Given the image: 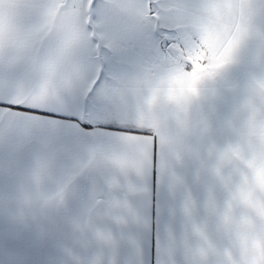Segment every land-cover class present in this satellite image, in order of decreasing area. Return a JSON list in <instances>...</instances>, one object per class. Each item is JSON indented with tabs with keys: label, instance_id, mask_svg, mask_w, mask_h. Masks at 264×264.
Listing matches in <instances>:
<instances>
[{
	"label": "snow or ice",
	"instance_id": "6c2138e0",
	"mask_svg": "<svg viewBox=\"0 0 264 264\" xmlns=\"http://www.w3.org/2000/svg\"><path fill=\"white\" fill-rule=\"evenodd\" d=\"M0 264H264V0H0Z\"/></svg>",
	"mask_w": 264,
	"mask_h": 264
}]
</instances>
